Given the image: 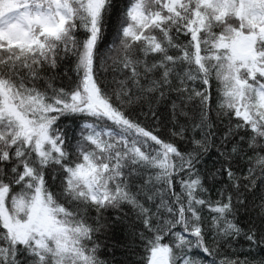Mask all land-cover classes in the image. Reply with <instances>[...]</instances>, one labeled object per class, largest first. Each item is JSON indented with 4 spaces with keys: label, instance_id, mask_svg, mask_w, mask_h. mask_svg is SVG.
<instances>
[{
    "label": "snow or ice",
    "instance_id": "1",
    "mask_svg": "<svg viewBox=\"0 0 264 264\" xmlns=\"http://www.w3.org/2000/svg\"><path fill=\"white\" fill-rule=\"evenodd\" d=\"M0 264H264V0H0Z\"/></svg>",
    "mask_w": 264,
    "mask_h": 264
}]
</instances>
